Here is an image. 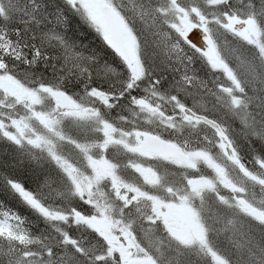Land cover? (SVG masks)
Segmentation results:
<instances>
[{"label":"snow or ice","instance_id":"obj_1","mask_svg":"<svg viewBox=\"0 0 264 264\" xmlns=\"http://www.w3.org/2000/svg\"><path fill=\"white\" fill-rule=\"evenodd\" d=\"M0 264H264V0H0Z\"/></svg>","mask_w":264,"mask_h":264}]
</instances>
